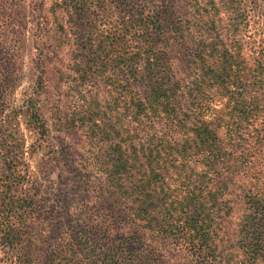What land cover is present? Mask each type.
Wrapping results in <instances>:
<instances>
[{
	"label": "rangeland",
	"instance_id": "obj_1",
	"mask_svg": "<svg viewBox=\"0 0 264 264\" xmlns=\"http://www.w3.org/2000/svg\"><path fill=\"white\" fill-rule=\"evenodd\" d=\"M21 1L23 19L16 34L23 33L26 40L23 79L9 97L4 118L12 122L23 143V189L33 186L38 192L33 197L30 192H19L9 199L16 206L38 201L31 234L41 239L44 232L43 256L48 255L47 249H58L71 216L87 229L94 227L88 223L97 224L102 215L100 226L113 222L109 235L118 242H124L130 233L125 216L135 221L137 217L153 218L146 234L152 238V248L164 258L160 264H264V86L250 76L240 81L230 75V83L219 77L216 72L225 63L230 71L231 53L221 58V50L194 43L174 49L163 42L160 49H148L142 58L166 54L174 83L170 91L174 110L170 113L155 111L151 119V112L145 110L136 120L125 111L129 97L113 99L105 80L101 85L92 80L87 86L78 85L68 48L61 53V61L48 60L49 79L36 96L40 70L33 62L34 35L40 29L48 36L46 47L57 44L61 38L58 25L67 17L57 7L61 0ZM5 2L14 11L9 0ZM187 2L181 0L180 8H188ZM243 5L248 17L240 38L250 53L252 46L260 56L264 0ZM41 11L40 23L48 26H39L36 15ZM187 16L188 22L197 21L198 15ZM220 17L229 24L227 13ZM194 31L188 40L199 39ZM66 72L72 74L69 80L62 76ZM132 89L139 100L148 102L152 93L148 81L142 79ZM33 96L50 127L48 142L35 153L31 147L35 136L23 114L13 116L12 112L21 113ZM58 108L62 119L74 125L71 132L61 131L62 119L54 114ZM64 148L73 152L83 180L89 182L91 198L84 191L86 184L75 189L71 201V175L60 163ZM82 205L87 207L83 212L78 208ZM113 212L118 218H110ZM103 218H107L105 224ZM70 264L88 261L81 256Z\"/></svg>",
	"mask_w": 264,
	"mask_h": 264
},
{
	"label": "trees",
	"instance_id": "obj_2",
	"mask_svg": "<svg viewBox=\"0 0 264 264\" xmlns=\"http://www.w3.org/2000/svg\"><path fill=\"white\" fill-rule=\"evenodd\" d=\"M180 1H59L57 7L60 9H57L61 10L67 19L58 25L61 37L57 40L58 43L48 45L52 48L46 47L49 43L47 34H42L39 29L34 35L33 62L37 70H40L38 73L40 81L35 95L39 96L45 90L49 79L46 74L50 58L61 61V53L68 48L71 51V70L76 75L78 85L81 83L87 86L90 80L101 85L105 80L106 86L112 88L109 92L113 99L129 97L125 111L136 120L146 111L151 112L152 115H149L151 119L155 111L170 113L174 110L171 103L173 100H170V91L174 83L169 72L170 66L166 64V54L152 53L147 58H142L148 49H160L163 42L174 49L185 48L194 43L214 51L221 50V58L224 56L227 58L228 53H231L230 71L228 64L225 63L226 66L216 72L217 75L229 83L230 75L239 77L240 81L247 80L246 76H250L263 87L264 41H260L259 56L252 46L251 54L247 44L240 38L242 26L248 17L243 4L249 2L256 5L261 0H188L189 6L186 9L180 8ZM21 2L9 0V5L14 9L11 12L5 0H0V264H70L72 261L76 262V258L81 259V256H84L88 264H160V259L164 258L158 256V250L152 248V238L146 234L147 228L152 226L153 218L137 217L135 221L125 216L124 219L130 221L128 225L130 233L124 242H118L110 239L109 230L113 227V222L111 225L107 223V226H100L102 215L97 224L88 223L94 227L87 229L81 228L71 216L61 232L58 249H47L45 251L48 255L43 256L41 249L46 245L43 240L46 239L44 232L41 239L31 234V224L38 218V214H35L38 201L31 200L25 206H16L9 199L10 195L14 196L19 192H30L32 197L38 192L33 186L23 189L26 176L23 168L25 166L23 143L12 122L4 118L5 111L10 107L9 97L23 79L26 40L23 33L16 34L18 33L16 29L18 25H22L20 21L23 19ZM39 5L41 7L43 2ZM222 13L230 16L229 24L221 20ZM187 14L190 17L198 15L197 21L188 22ZM41 17L42 11L36 15L39 26H48V23H40ZM220 22L221 26H218ZM204 27L209 28L201 30ZM193 30L199 34L198 40L192 37L188 40V35ZM223 39H229V42ZM38 41H42L43 45L38 46ZM67 73H62V76L69 80L72 74ZM142 79L150 83L152 93L148 102L139 100L132 89L140 84ZM158 99H161L160 102ZM158 105L161 108H158ZM56 110L54 114L61 120V110L59 108V111ZM43 111L39 100L34 96L30 97L28 106L21 113L17 110L12 111L13 116L23 114L27 127L35 136L31 146L32 153L38 151L42 143L48 142L50 137L49 123ZM69 123V119H62L59 124L61 131L71 132L74 125ZM55 160L59 165V158ZM60 163L71 175L72 192L69 190L71 201L75 198L73 193L75 189L84 188L86 184L84 191L90 194L91 198L89 182L83 180V174L70 149L64 148L63 152L61 151ZM78 208L83 212L87 207L82 205ZM114 216L115 212L110 218ZM106 219L103 218V224L107 222ZM143 220L146 222H141ZM103 228L105 230H102ZM185 233L183 229L181 234L184 236ZM194 245L197 247V244Z\"/></svg>",
	"mask_w": 264,
	"mask_h": 264
}]
</instances>
